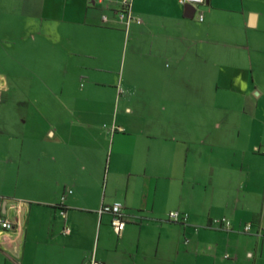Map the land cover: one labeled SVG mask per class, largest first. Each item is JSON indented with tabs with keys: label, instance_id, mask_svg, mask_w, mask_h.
<instances>
[{
	"label": "crops",
	"instance_id": "1",
	"mask_svg": "<svg viewBox=\"0 0 264 264\" xmlns=\"http://www.w3.org/2000/svg\"><path fill=\"white\" fill-rule=\"evenodd\" d=\"M121 3L0 0V264H264V0Z\"/></svg>",
	"mask_w": 264,
	"mask_h": 264
},
{
	"label": "built area",
	"instance_id": "2",
	"mask_svg": "<svg viewBox=\"0 0 264 264\" xmlns=\"http://www.w3.org/2000/svg\"><path fill=\"white\" fill-rule=\"evenodd\" d=\"M207 0H180V3L184 6L191 5L196 8V10L205 5ZM132 0H123L121 3V17L124 18L128 24L134 21L131 14ZM106 20V19H105ZM199 20H204V15L199 16ZM140 23V21H138ZM262 153L264 154V147ZM22 202L14 203V207L20 209ZM64 213V212H63ZM99 215L104 214L111 215V227L114 230L117 236H121L126 225H127V216L124 213V206L121 202H114L110 205H105L99 210ZM187 215L181 214L180 212H171L169 214V220L173 223H179L187 220ZM219 225L221 229H228L231 227L230 221L227 219H221L214 221ZM19 228V225H15L14 222L7 219L3 214H0V229L2 232L13 231L14 229ZM251 230V225L245 226V231L248 232ZM84 264H105L104 262L97 261L95 258H92L86 261Z\"/></svg>",
	"mask_w": 264,
	"mask_h": 264
},
{
	"label": "water",
	"instance_id": "3",
	"mask_svg": "<svg viewBox=\"0 0 264 264\" xmlns=\"http://www.w3.org/2000/svg\"><path fill=\"white\" fill-rule=\"evenodd\" d=\"M195 11H196V8L194 6L186 5L185 6V17L188 19H193Z\"/></svg>",
	"mask_w": 264,
	"mask_h": 264
},
{
	"label": "rangeland",
	"instance_id": "4",
	"mask_svg": "<svg viewBox=\"0 0 264 264\" xmlns=\"http://www.w3.org/2000/svg\"><path fill=\"white\" fill-rule=\"evenodd\" d=\"M88 2L89 0H76V4L78 5L77 7H82L83 3L89 5ZM119 2H122V0H119ZM57 16L62 18L63 17L62 11H60Z\"/></svg>",
	"mask_w": 264,
	"mask_h": 264
}]
</instances>
